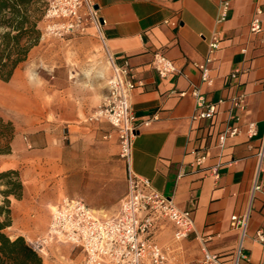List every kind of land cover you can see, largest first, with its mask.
<instances>
[{"label":"crops","instance_id":"crops-1","mask_svg":"<svg viewBox=\"0 0 264 264\" xmlns=\"http://www.w3.org/2000/svg\"><path fill=\"white\" fill-rule=\"evenodd\" d=\"M91 1L104 19L103 48L119 62L129 59L135 71L137 84L130 99L140 131L133 144V169L176 206L194 211V229L187 238L175 240L174 224L162 218L156 221L154 243L182 262L199 260L206 251L230 261L242 245L250 259L240 264H264V243L255 240L257 232L264 231V187L253 193L257 176L264 182V160L258 173V152L264 144V15L263 31L250 30L257 8L264 10V0ZM223 1L230 2L228 18L217 24ZM215 30H220L221 43L210 55L208 40ZM81 40L95 46L98 41L94 35ZM43 41L44 35L22 63L28 66L21 64L9 82L0 81V114L15 126L11 147L16 153L0 155V172L18 169L25 187L22 199L11 198L9 230H21L10 235L28 242L34 237L27 230L35 222L31 214L42 205L54 208L59 203L58 194L47 200L41 192L49 176L64 185L68 198L83 200L102 218L117 214L127 193L116 132L106 120L92 118L108 93L111 75L110 68L106 83L99 70L104 63L100 47L83 49L84 59L91 54L94 59L85 66L52 58L58 47ZM156 52L175 61L179 73L160 77L152 65ZM204 63L211 83L202 81L199 65ZM30 66L32 84L25 71ZM193 87L210 102L225 101L213 119L193 120ZM182 91L187 94L181 96ZM241 95L246 98L244 111L233 109L230 101ZM230 115L238 118L234 123L241 133L222 146ZM250 122L257 126L252 138L247 135ZM201 154L208 157L199 167L195 160ZM244 214L249 222L242 237L231 222ZM72 251L74 247L54 244L41 256L45 264H57L62 257L83 264L84 255L76 262Z\"/></svg>","mask_w":264,"mask_h":264},{"label":"built area","instance_id":"built-area-1","mask_svg":"<svg viewBox=\"0 0 264 264\" xmlns=\"http://www.w3.org/2000/svg\"><path fill=\"white\" fill-rule=\"evenodd\" d=\"M229 1L220 5V14L217 24L228 18ZM85 9V12H83ZM264 10L257 8L250 23L253 33L263 31ZM47 21L46 31L54 36L63 37L74 32H84L91 23L101 33L102 23L96 15L95 5L91 0H51L45 10ZM221 43L220 30L212 32L209 40L210 55L217 51ZM111 75L108 80V93L101 105L93 114L94 120H106L116 132L119 141V157L126 167L127 193L122 199L117 214L102 218L99 217L83 200L78 198H63L51 213L48 230L45 236L32 243L33 248L45 255L48 246L53 243L71 244L81 249L83 264H240L241 260H249V255L239 246L236 255L225 260L222 255L206 251L204 256L193 262H182L173 259L168 251L153 241L156 221L169 219L174 224V239L180 241L187 238L194 229L193 208L181 209L164 194L158 192L145 177L139 176L133 169V144L139 128V117L131 103V94L136 87L135 71L129 59L119 62L117 58L107 52ZM211 57L207 58L210 61ZM152 65L162 78L179 73L175 61L162 53H154ZM202 71V81L211 83L209 69L206 64L199 65ZM232 78L236 74L231 75ZM186 91L180 93L186 95ZM191 95L195 98V112L193 120H211L215 117L219 105L210 102L199 88L193 87ZM233 109L244 111L246 98L244 95L232 98ZM234 115H230V122L222 133V146L225 142L241 133L240 127L234 123ZM150 120L144 121L149 124ZM247 135L252 138L257 135L255 122H250ZM207 154L199 155L195 164L203 166ZM258 173L262 170L264 160V144L258 152ZM216 179L219 172H215ZM264 182L256 178L253 193L261 191ZM194 203L195 201L192 200ZM249 215L233 216L231 226L239 230L242 237L247 233ZM255 240L264 243V231L259 230ZM57 264H70L62 257Z\"/></svg>","mask_w":264,"mask_h":264},{"label":"trees","instance_id":"trees-1","mask_svg":"<svg viewBox=\"0 0 264 264\" xmlns=\"http://www.w3.org/2000/svg\"><path fill=\"white\" fill-rule=\"evenodd\" d=\"M47 0H0V80L9 81L39 44ZM15 126L0 114V155L12 153ZM24 184L17 169L0 172V264H45L23 236L8 233L13 225L11 198L22 199Z\"/></svg>","mask_w":264,"mask_h":264},{"label":"rangeland","instance_id":"rangeland-1","mask_svg":"<svg viewBox=\"0 0 264 264\" xmlns=\"http://www.w3.org/2000/svg\"><path fill=\"white\" fill-rule=\"evenodd\" d=\"M49 1H51V0H47L46 5L44 6L43 18L39 23V28L42 31V37L41 38H43V35L45 36V41H43L42 44L46 45V46L58 47L57 48L58 52H55L51 55L52 58H54V59H61V60L64 59L65 61L74 62L78 65H82L83 63L85 64V66H86V63H87V65H92L94 63L93 62L94 59L92 58V54L90 56L85 55V59L82 57L81 54H82L84 48H87V49L89 48V50H90L92 48V46H95V45H94V43H90L88 41H83V40H81V38L94 35V38L98 40L96 46L100 47V56L102 58H104V63L100 64L99 70L104 71L105 79H103V80H105V82L107 83L108 74L110 72L111 67H110L107 51H105V49L103 48L104 44L102 42L100 33L97 31V29L94 27V25L89 23L87 30L84 32H74V33L65 35L63 37H58V36H54L52 34H49L46 31L47 21L44 17L45 10L48 6ZM70 39H72V41H70ZM26 66H28V65L22 64L23 68H25ZM0 81H3V80H0ZM9 81H7V82H9ZM4 82H6V81H4ZM90 84H92V83H90V80H89V85ZM4 117L7 118V116H5V115H4ZM8 120H10V119H8ZM11 155L15 156L16 153L12 152ZM32 179H34V177ZM40 181H42V180L39 179L38 183H40ZM51 181H52V176H49L46 178V180L44 181L46 183L45 184L46 187L43 188L41 192L45 195L47 200H48V198L50 200L51 198L55 197L58 194L60 196V198H59V203H60L63 198H67L65 187L63 184L61 185V184H57V183H55L53 181L51 182ZM12 198H14V197H12ZM37 202H39V199L37 200ZM35 204H38V203H35ZM15 206H18V204L16 202H14V208H15ZM52 206L46 207V206L42 205L40 210H37V211H35V213L31 214V216L33 217L32 219L35 222L34 223L32 222L33 225L31 224V229L30 230L27 229V230H28V232H31L32 234H34V237L33 238L31 237L32 241H30V242H28L26 240L31 245H32V243L37 241L39 238L46 235L47 230H48L47 225H48V222L50 221L51 213L53 211ZM29 218H30V216H29ZM43 225H46V228H43ZM20 231L21 230H19L17 228L11 229V230L8 229V233L12 234V235L14 234V232H20ZM54 244H57L58 246L63 245L65 247L66 246L71 247V248L73 247L71 244H68V243L67 244H61V243L53 242L48 246V248ZM69 253H71V252H68V254ZM71 258L74 259L76 262L81 261V259L83 258V254H82L81 249L74 247V251H72V253H71ZM66 260L70 263V259L68 260V258H67Z\"/></svg>","mask_w":264,"mask_h":264},{"label":"clouds","instance_id":"clouds-1","mask_svg":"<svg viewBox=\"0 0 264 264\" xmlns=\"http://www.w3.org/2000/svg\"><path fill=\"white\" fill-rule=\"evenodd\" d=\"M25 71H26V76H27L29 83L30 84L34 83L35 77L33 76V73H32V67L30 66Z\"/></svg>","mask_w":264,"mask_h":264},{"label":"water","instance_id":"water-1","mask_svg":"<svg viewBox=\"0 0 264 264\" xmlns=\"http://www.w3.org/2000/svg\"><path fill=\"white\" fill-rule=\"evenodd\" d=\"M95 9H97V6H95ZM100 22L103 23L104 22V19L103 18H100Z\"/></svg>","mask_w":264,"mask_h":264},{"label":"bare ground","instance_id":"bare-ground-1","mask_svg":"<svg viewBox=\"0 0 264 264\" xmlns=\"http://www.w3.org/2000/svg\"><path fill=\"white\" fill-rule=\"evenodd\" d=\"M102 75V74H101Z\"/></svg>","mask_w":264,"mask_h":264}]
</instances>
